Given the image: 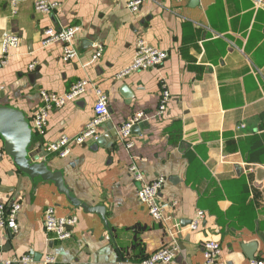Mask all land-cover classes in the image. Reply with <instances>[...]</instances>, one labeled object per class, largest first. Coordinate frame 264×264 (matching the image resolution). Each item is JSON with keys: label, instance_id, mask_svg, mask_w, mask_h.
Segmentation results:
<instances>
[{"label": "crops", "instance_id": "crops-1", "mask_svg": "<svg viewBox=\"0 0 264 264\" xmlns=\"http://www.w3.org/2000/svg\"><path fill=\"white\" fill-rule=\"evenodd\" d=\"M33 1L12 14L9 0H0V57L4 33L19 38L0 65V105L20 113L28 153L47 152V168L61 173L77 203L53 179L19 171L0 136V200L19 205L17 231L0 228V264L24 254L31 264H139L172 243L176 257L166 264H204L206 240L219 243V264L264 261V0H148L136 12L128 0H54L59 6L49 13L36 12ZM72 26L79 27L74 60L62 59L61 43L41 45L44 28ZM140 40L167 58L117 78ZM98 42L102 55L91 61ZM79 79L107 94L109 119L98 127L105 140L72 145L59 157L47 145L83 130L94 114L92 86L52 108L44 133L32 117L41 91L61 95ZM164 90L169 99L159 113ZM137 112L144 119L126 148L118 129ZM132 164L146 181L164 178V220L139 202ZM48 207L77 218L69 238L44 230ZM199 211L203 218L189 230L185 221Z\"/></svg>", "mask_w": 264, "mask_h": 264}, {"label": "built area", "instance_id": "built-area-1", "mask_svg": "<svg viewBox=\"0 0 264 264\" xmlns=\"http://www.w3.org/2000/svg\"><path fill=\"white\" fill-rule=\"evenodd\" d=\"M22 0H9L12 14H15L19 3ZM148 0H128L126 3L127 8L131 12H136L140 5ZM59 6L58 1L54 0H34L33 7L38 13H49ZM79 31L78 26L66 27L64 29H54L46 27L43 29V36L41 45L46 47L53 43H61L62 45V59L64 61H72L76 57V51L73 46V41L76 33ZM19 43V38L16 34L6 32L4 33L1 41V57L0 65L4 66L8 62V49L16 47ZM103 52L102 43L98 42L94 45L93 53L91 54V61L97 60ZM167 58V53L163 50L157 49L148 45L143 40L137 42L134 59L132 62L119 71L116 75L117 78H122L134 71L155 68L161 65ZM35 63L28 65L29 70L35 68ZM93 88L95 95L94 114L92 118L86 123L83 130L74 137L62 135L57 141L47 145V151L59 157L67 156L70 153L72 145L85 144L89 140H96L99 137L98 127L109 119V111L107 104V94L99 87L94 86L88 79H79L74 82L68 91L58 95L41 91L42 105L36 110L32 117V124L37 133H44L48 112L56 107L61 108L67 102L73 101L85 93L89 87ZM169 99V93L164 90L158 106L159 113L165 109L166 103ZM144 119V113L137 112L124 121L118 129V140L126 148H131V130L135 124L141 123ZM1 156V152H0ZM129 171L131 172L134 181L139 184L137 197L140 203L146 206L149 216L155 221H162L165 219L164 205L159 202L160 190L164 183L162 176L155 177L149 181L144 179V175L134 164L130 165ZM19 211L18 203L6 204L0 200V228L8 229L9 231L16 232L18 228L17 213ZM203 212L199 211L197 216L192 219L188 225L189 230H195L198 226V220L203 218ZM77 221L75 216L71 217H58L54 213L52 207L46 208L44 212L43 227L47 233H52L56 239L65 240L71 236L70 227ZM176 245L169 244L163 246L156 251L152 252L146 258L142 259L139 264H166L176 257ZM203 261L204 264H219L218 258L221 255L219 243L215 240H206L202 245ZM53 261L52 258H47L46 262ZM32 257L30 254H24L16 258L5 259L2 264H31ZM72 264H88V263H72ZM250 264H264L261 259H252Z\"/></svg>", "mask_w": 264, "mask_h": 264}, {"label": "water", "instance_id": "water-1", "mask_svg": "<svg viewBox=\"0 0 264 264\" xmlns=\"http://www.w3.org/2000/svg\"><path fill=\"white\" fill-rule=\"evenodd\" d=\"M3 92L0 93V95ZM21 115L19 112L7 106L0 105V136L3 142V150L6 155H9L12 162L18 167L19 171L32 175L38 172L43 179H53L55 186L60 193L72 202L77 203V200L70 196L68 190L64 187L62 182V175L58 171H51L47 168L45 161L42 159L47 155L44 149L43 153L30 155L27 148H25L23 129L21 127ZM141 123L135 124L132 131L141 127ZM105 137L96 139L97 145L104 142ZM187 224L189 220L185 221Z\"/></svg>", "mask_w": 264, "mask_h": 264}]
</instances>
